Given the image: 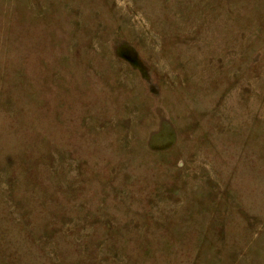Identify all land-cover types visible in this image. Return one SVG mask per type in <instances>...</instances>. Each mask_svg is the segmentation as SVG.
Returning a JSON list of instances; mask_svg holds the SVG:
<instances>
[{"label": "rangeland", "instance_id": "374dc122", "mask_svg": "<svg viewBox=\"0 0 264 264\" xmlns=\"http://www.w3.org/2000/svg\"><path fill=\"white\" fill-rule=\"evenodd\" d=\"M0 264H264V0H0Z\"/></svg>", "mask_w": 264, "mask_h": 264}]
</instances>
